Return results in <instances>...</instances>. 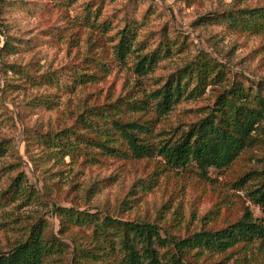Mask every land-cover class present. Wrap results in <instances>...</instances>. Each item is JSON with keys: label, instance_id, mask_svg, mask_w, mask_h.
Here are the masks:
<instances>
[{"label": "rangeland", "instance_id": "obj_1", "mask_svg": "<svg viewBox=\"0 0 264 264\" xmlns=\"http://www.w3.org/2000/svg\"><path fill=\"white\" fill-rule=\"evenodd\" d=\"M255 6H264V0H0V51L9 35L21 47L20 53L8 60L0 55V144L8 146L0 167L18 165L10 175L22 171L44 197L42 207L32 203L0 210V251L8 250L22 237L24 228L40 217L54 226L58 240L71 245L59 234L54 205L127 221L156 222L180 238L200 230L223 229L242 218L247 209L260 218L262 213L252 203L249 191L264 183V122L255 134L256 141L227 170H210V181L199 179L194 167L162 172L163 164L152 159L99 157L93 165H84L82 160L69 164L66 159L64 164L49 161L44 168L36 169L29 160L25 131L31 127L40 134L56 133L72 127L86 108L143 98L163 87L172 74L201 53L224 65L231 82H242L257 91L264 87V34L241 33L215 19L232 10ZM87 8H101L98 23L109 21L111 30L103 33L91 27L94 17L86 20ZM127 23L137 26V42L147 47L145 53L160 45L170 47L169 56L146 78L134 73V58L126 66L114 58L117 32ZM5 61L37 73H56L61 84H29L25 76L6 67ZM74 71L96 73L99 79L71 89L68 85ZM7 81L14 86L7 87ZM222 91V86H209L202 97L182 101L166 118L159 119L153 110L146 115L127 112L124 118L152 121L151 142L176 139L190 124L207 115ZM35 95L36 105L28 109L22 105ZM40 98L52 99L55 104L42 106ZM34 151L40 149L35 146ZM243 178L245 182L240 184ZM153 179L156 184L152 190L134 187L141 180ZM8 182L5 177L0 186L6 187ZM263 263L264 245L258 242L239 244L222 254L207 253L198 261Z\"/></svg>", "mask_w": 264, "mask_h": 264}, {"label": "trees", "instance_id": "obj_2", "mask_svg": "<svg viewBox=\"0 0 264 264\" xmlns=\"http://www.w3.org/2000/svg\"><path fill=\"white\" fill-rule=\"evenodd\" d=\"M86 20L94 21L90 26L107 33L112 24L98 23L101 8H87ZM230 29L254 35L264 34V6L232 10L219 15ZM96 20V21H95ZM11 35L7 36L0 51L3 59L17 55L21 47L16 46ZM137 42V26L127 23L117 32L113 46L115 60L127 65L134 58V73L146 78L154 73L160 62L171 53L168 45H160L152 52ZM5 66L17 75L25 76L27 82L37 87H55L61 84L56 73L35 72L18 63ZM23 69L25 70L23 72ZM7 73V72H6ZM71 89L95 83L96 73L74 71ZM11 82L15 79H10ZM7 81V87L14 86ZM222 86L212 109L207 115L190 124L176 139L168 138L151 142L152 121L124 118V114L153 110L156 116L166 118L182 101L202 97L209 86ZM35 95L22 105L27 109L36 105ZM42 106H52L50 99ZM40 106V104H39ZM264 122V87L257 91L246 88L242 82L230 81L226 67L206 53L198 55L193 62L172 74L166 84L143 98L124 99L108 107L86 108L78 115L70 128L56 133L40 134L31 127L28 132V156L33 166L44 168L49 161L54 164L84 165L99 162V157L124 160H157L165 170L179 171L195 168L196 175L210 181V170H227L234 161L255 141V134ZM37 146L39 152H35ZM7 144H0V161L6 156ZM18 165L0 167V183L8 177V185L0 186V210L10 205L18 207L38 203L44 206L43 195L29 183ZM47 168L44 169L46 173ZM159 173V172H158ZM245 179L239 181L244 184ZM155 179L141 180L134 187L152 190ZM253 204L259 207L262 216L256 218L250 209L237 222L220 230H200L180 238L167 233L156 222L127 221L110 214L89 213L74 208H59L54 211L60 221L59 234L68 238L71 245L57 239L54 226L40 217L24 228L21 238L8 250L0 251V264H198L207 253L222 254L239 244L260 243L264 245V183L249 191ZM89 232V233H88ZM164 232V235H163ZM264 264V263H263Z\"/></svg>", "mask_w": 264, "mask_h": 264}]
</instances>
